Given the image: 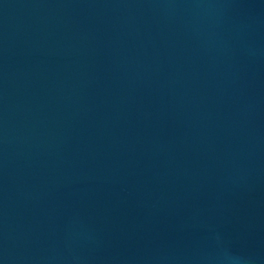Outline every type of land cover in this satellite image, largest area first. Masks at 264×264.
<instances>
[{
    "label": "water",
    "instance_id": "1",
    "mask_svg": "<svg viewBox=\"0 0 264 264\" xmlns=\"http://www.w3.org/2000/svg\"><path fill=\"white\" fill-rule=\"evenodd\" d=\"M0 264H264V0H0Z\"/></svg>",
    "mask_w": 264,
    "mask_h": 264
}]
</instances>
